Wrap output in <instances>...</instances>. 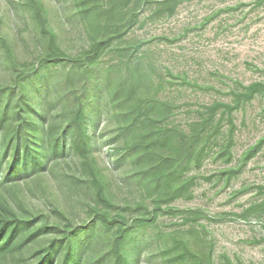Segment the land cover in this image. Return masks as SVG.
Masks as SVG:
<instances>
[{
    "label": "rangeland",
    "instance_id": "obj_1",
    "mask_svg": "<svg viewBox=\"0 0 264 264\" xmlns=\"http://www.w3.org/2000/svg\"><path fill=\"white\" fill-rule=\"evenodd\" d=\"M41 1L55 39L0 0V264H113L119 233L129 264H264V0ZM67 73L71 103L75 77L101 84L87 157L64 144Z\"/></svg>",
    "mask_w": 264,
    "mask_h": 264
},
{
    "label": "trees",
    "instance_id": "obj_2",
    "mask_svg": "<svg viewBox=\"0 0 264 264\" xmlns=\"http://www.w3.org/2000/svg\"><path fill=\"white\" fill-rule=\"evenodd\" d=\"M31 5L35 9L36 14L39 19L42 20L43 25V31L45 34L50 35L53 39L56 36L55 33L53 34L52 31L48 29L47 21L44 15V6L41 0H31ZM57 7L56 5H54ZM56 14L58 15L59 22L63 25V18L62 15L56 11ZM110 41L109 39L102 40L98 44H96L93 48V52L90 51L86 53L81 59L82 61L93 59L95 56H97L98 52ZM64 56H62L61 53H56L55 56L52 58H49L47 61L51 63H56L59 61H62ZM70 73L65 77H60V81L54 82L53 81V88L56 89V92L60 95L61 98V104L59 105V110H61L63 113H65L66 116H68L67 120V129H68V135L65 139V145L69 146V150H73L77 154H79L82 157H87L88 153L92 150V142L89 132V117L85 108V101L88 98V95L91 91H96L98 88H100L101 84L99 82L95 83V85H91L89 89L86 88V85L79 87V83L77 81V77H75L76 81L74 83V87L76 90L77 95L74 97V101L71 103L69 96L67 94L62 93V88L65 87L66 80L69 79ZM54 79V78H53ZM56 79V78H55ZM61 87V89H60ZM26 105L29 109H34L33 105L26 100ZM45 103H41V106L45 107ZM28 124L34 125L33 119H29ZM52 122L48 120V117H46L44 122V128L40 129L39 127L31 128L33 132L38 134V136L43 140L44 137L52 130ZM61 147V143L58 141L56 142L55 146H53V150H57ZM29 146L26 147L27 150H29ZM20 149L19 147H16L15 152L18 153ZM38 163H41V157L40 154L36 155ZM95 182L97 183L98 189H97V196L99 198L103 199L104 195V185L101 180H99L95 176ZM107 214L102 213L100 215V221L107 225ZM18 232V226L13 225V222L11 219L2 218L0 217V251H2L5 248H8L15 237V235ZM128 241L126 234L119 233L117 236L114 237L111 248H110V254L113 257V264H129V259L125 255V244Z\"/></svg>",
    "mask_w": 264,
    "mask_h": 264
}]
</instances>
